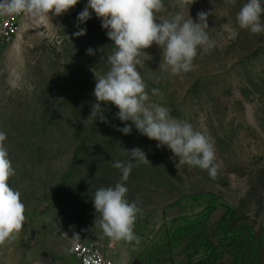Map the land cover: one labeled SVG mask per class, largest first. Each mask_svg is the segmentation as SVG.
I'll return each mask as SVG.
<instances>
[{"label": "rangeland", "instance_id": "rangeland-1", "mask_svg": "<svg viewBox=\"0 0 264 264\" xmlns=\"http://www.w3.org/2000/svg\"><path fill=\"white\" fill-rule=\"evenodd\" d=\"M163 2L161 19L180 11L177 0ZM246 2L190 5L194 21L208 13L214 42L209 51L198 50L191 71L161 69L155 44L137 66L150 102L210 137L215 177L177 167L170 149L120 121L114 105H101L109 123L88 119L95 75L109 70L114 45L94 12L85 23L77 20L87 0L59 17L19 19L0 50V131L15 169L8 183L21 193L26 221L0 246V264H74L72 242L97 243L117 264H264V34L239 28L236 15ZM78 24L85 35H74ZM126 123L129 135L116 130ZM136 147L151 163L136 164L124 182L126 198L141 209L138 244L105 236L92 200L98 188L120 181L112 164L127 163L132 158L125 150Z\"/></svg>", "mask_w": 264, "mask_h": 264}, {"label": "clouds", "instance_id": "clouds-1", "mask_svg": "<svg viewBox=\"0 0 264 264\" xmlns=\"http://www.w3.org/2000/svg\"><path fill=\"white\" fill-rule=\"evenodd\" d=\"M193 2L177 0L180 11L170 19H161L158 14L165 11L163 0H87L77 20L85 23L94 12L114 45L113 53L107 58L109 70L103 75H95L93 95L96 102L91 105L88 119L109 123L104 115L106 108L101 105H114L119 110L116 117L120 121H131L141 135L157 141L158 148L166 146L170 149L178 158L177 167L184 164L199 167L215 177L216 154L210 137L187 120L173 117L169 108L150 102L146 83L137 70V66L144 62L141 57L148 56L145 49L153 44L162 49L160 68L170 70L173 75L191 71L198 50L207 52L214 47L208 31V13H197L198 22L189 15ZM227 2L235 4V0ZM78 3L79 0H0V17L26 14L34 20H43L59 17ZM185 7H188L187 18L183 14ZM262 17L264 2L247 0L238 11L236 20L240 29L264 34ZM85 34V28L74 33L77 37ZM87 54L95 53L89 48ZM151 91L152 95L159 94L158 89ZM116 130L129 135L132 127L126 123ZM6 139L7 134L0 131V246L14 240L26 221V206L21 193L8 183L15 175V169L5 145ZM128 153L132 159L127 163L117 160L112 164L121 172L120 181L114 186L98 188L92 200L96 213H99L95 223L105 236L113 241L138 244L140 239L134 227L141 209L137 202H129L126 198L129 190L124 182L136 164L151 163L138 147L125 150V155Z\"/></svg>", "mask_w": 264, "mask_h": 264}, {"label": "built area", "instance_id": "built-area-1", "mask_svg": "<svg viewBox=\"0 0 264 264\" xmlns=\"http://www.w3.org/2000/svg\"><path fill=\"white\" fill-rule=\"evenodd\" d=\"M23 15L5 16L0 23V50L9 44L17 30V22ZM69 254L74 264H116L107 258L101 247L94 242H72Z\"/></svg>", "mask_w": 264, "mask_h": 264}, {"label": "crops", "instance_id": "crops-1", "mask_svg": "<svg viewBox=\"0 0 264 264\" xmlns=\"http://www.w3.org/2000/svg\"><path fill=\"white\" fill-rule=\"evenodd\" d=\"M25 16L27 17L28 15H26L25 14ZM25 16H24V18H25ZM4 17H0V23H1V20L3 19ZM115 262V261H114ZM116 264H117V262H115ZM134 264H142V263H134ZM161 264H172L171 262H169V261H166V262H163V263H161Z\"/></svg>", "mask_w": 264, "mask_h": 264}]
</instances>
